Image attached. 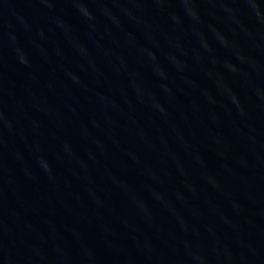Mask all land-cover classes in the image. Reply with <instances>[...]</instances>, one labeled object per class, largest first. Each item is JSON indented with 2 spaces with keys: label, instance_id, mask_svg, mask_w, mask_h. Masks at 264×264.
I'll return each instance as SVG.
<instances>
[{
  "label": "water",
  "instance_id": "95a60500",
  "mask_svg": "<svg viewBox=\"0 0 264 264\" xmlns=\"http://www.w3.org/2000/svg\"><path fill=\"white\" fill-rule=\"evenodd\" d=\"M0 264H264V0H0Z\"/></svg>",
  "mask_w": 264,
  "mask_h": 264
}]
</instances>
